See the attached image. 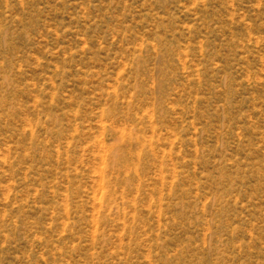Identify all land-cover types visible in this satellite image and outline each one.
Masks as SVG:
<instances>
[{
    "label": "rangeland",
    "instance_id": "374dc122",
    "mask_svg": "<svg viewBox=\"0 0 264 264\" xmlns=\"http://www.w3.org/2000/svg\"><path fill=\"white\" fill-rule=\"evenodd\" d=\"M0 264H264V0H0Z\"/></svg>",
    "mask_w": 264,
    "mask_h": 264
}]
</instances>
